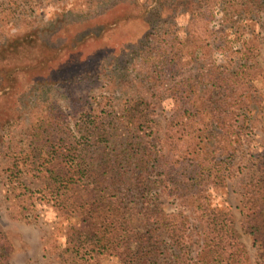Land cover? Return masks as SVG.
I'll list each match as a JSON object with an SVG mask.
<instances>
[{"label": "trees", "instance_id": "obj_1", "mask_svg": "<svg viewBox=\"0 0 264 264\" xmlns=\"http://www.w3.org/2000/svg\"><path fill=\"white\" fill-rule=\"evenodd\" d=\"M249 2L253 8L264 5V0ZM199 6L192 5V13L199 12ZM230 6L227 4V11ZM201 21L191 16L184 37L172 35L173 24L161 30L156 21L147 22L149 37L160 44L140 54L142 77L170 83L169 90L178 98L164 130L167 153L140 135L151 127L152 120L138 98L113 107L107 117L88 114L78 123V130L60 124L62 114L65 116L61 108H52V113L46 112L32 125L29 136L37 151L34 162L46 177V190L60 198L62 212L78 218L77 224L69 225L67 235L78 251L114 253L121 264H252L232 211L211 210L209 203L212 194L225 189L234 176L231 158L251 132L247 122L254 120L252 112L258 103L246 99L247 95L254 98L255 91L242 82L239 72L254 67L245 63L241 69H232V64H215L202 77L197 73L178 80L187 64L186 54L203 46ZM44 44L48 41L40 30L5 38L0 34V95H17L21 79L53 70V58L33 51ZM55 82L43 77L39 85ZM8 110L0 102V156L4 157L24 122L17 101ZM60 134L66 137L61 140ZM40 140L49 144L40 147ZM10 159L13 170L20 171L17 159ZM256 166L261 176L242 183L244 225L260 250L259 264H264V157ZM159 187L185 203L202 201L198 210L194 205L199 228L190 227L186 219L176 222L178 214L162 208L151 196ZM193 237L200 242L194 257L189 243ZM10 246L0 232V264H8Z\"/></svg>", "mask_w": 264, "mask_h": 264}, {"label": "rangeland", "instance_id": "obj_2", "mask_svg": "<svg viewBox=\"0 0 264 264\" xmlns=\"http://www.w3.org/2000/svg\"><path fill=\"white\" fill-rule=\"evenodd\" d=\"M231 1L0 0V34L5 38L7 34L40 30L48 44L33 51L53 58L52 71L32 72L16 86L21 85L17 95H0L1 108L9 112L17 101L24 120L7 147L20 171L13 170L9 155L0 156V232L11 245L8 264H121L114 253L78 251L67 241L69 225L77 224L78 218L62 212L60 198L46 190V177L34 162L37 151L33 150L30 130L39 117L52 113V108L64 111L60 120L63 127L70 124L78 130V123L84 122L88 114L107 117L113 107L138 98L144 101L152 120L151 127L140 135L167 153L163 135L178 98L169 90L170 83L149 82L142 77L139 56L153 44H160L149 37L148 21L159 23L161 30L173 24L172 35L184 37L191 16L203 20L199 27L203 46L186 54L187 64L178 80L197 73L202 77L215 64H232V69H241L245 63L254 67L239 72L242 82L255 91L254 98L247 95L246 99L258 103L251 111L254 120L247 122L251 132L231 158L234 176L225 189L212 194L209 208L232 211L252 264H259L260 250L244 225L242 183L262 174L256 164L264 157V5L253 8L252 2L242 0L243 4L241 1L234 6ZM198 4L199 12L192 13V5ZM227 4L231 5L229 11ZM43 77L56 82L41 87ZM65 137L59 135L61 140ZM44 143L49 144L48 140H40L37 145ZM151 196L165 211L178 214L176 222L186 219L190 227L200 225L195 212V207L198 205V210L203 204L200 199L185 203L160 187ZM197 240L193 237L189 242L193 257L200 249Z\"/></svg>", "mask_w": 264, "mask_h": 264}]
</instances>
